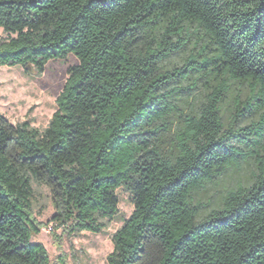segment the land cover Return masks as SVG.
<instances>
[{
	"label": "trees",
	"instance_id": "trees-1",
	"mask_svg": "<svg viewBox=\"0 0 264 264\" xmlns=\"http://www.w3.org/2000/svg\"><path fill=\"white\" fill-rule=\"evenodd\" d=\"M0 28V68L79 61L45 130L0 114V264H54L33 183L69 235L130 194L107 264H264V0H0Z\"/></svg>",
	"mask_w": 264,
	"mask_h": 264
},
{
	"label": "rangeland",
	"instance_id": "rangeland-1",
	"mask_svg": "<svg viewBox=\"0 0 264 264\" xmlns=\"http://www.w3.org/2000/svg\"><path fill=\"white\" fill-rule=\"evenodd\" d=\"M3 38H8V35L0 28V40ZM78 63L74 56L69 58L67 64L50 62L42 75H38L32 67L28 72L23 67H1L0 114L13 125L30 120L33 127L45 130L57 111V99L68 79L67 68ZM250 170L246 168L244 173ZM33 189L34 216L44 224V228L32 241L44 244L52 262L55 264L58 257L65 255L67 264H107V257L114 249V234L134 211L130 194L123 189L117 191L120 213L115 221L107 223L104 233L69 235L52 222L55 208L50 189L36 183H33ZM211 195L216 197L213 191Z\"/></svg>",
	"mask_w": 264,
	"mask_h": 264
},
{
	"label": "water",
	"instance_id": "water-1",
	"mask_svg": "<svg viewBox=\"0 0 264 264\" xmlns=\"http://www.w3.org/2000/svg\"><path fill=\"white\" fill-rule=\"evenodd\" d=\"M27 70L30 71L31 70V67H27Z\"/></svg>",
	"mask_w": 264,
	"mask_h": 264
},
{
	"label": "built area",
	"instance_id": "built-area-1",
	"mask_svg": "<svg viewBox=\"0 0 264 264\" xmlns=\"http://www.w3.org/2000/svg\"><path fill=\"white\" fill-rule=\"evenodd\" d=\"M53 228L51 227L50 230H52Z\"/></svg>",
	"mask_w": 264,
	"mask_h": 264
}]
</instances>
